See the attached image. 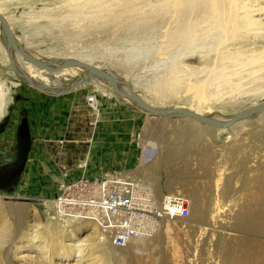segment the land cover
<instances>
[{"label": "rangeland", "instance_id": "obj_1", "mask_svg": "<svg viewBox=\"0 0 264 264\" xmlns=\"http://www.w3.org/2000/svg\"><path fill=\"white\" fill-rule=\"evenodd\" d=\"M0 1L19 42L32 51L90 58L162 106L190 108L193 92L203 91L189 87L207 73L197 58L186 60L196 69L177 80L163 62L167 54H149L135 29L125 41L136 14L151 9L144 2L127 3L133 14L120 5L107 15L89 6L85 16L69 0ZM156 11L153 33L163 37L173 24ZM95 84L73 83L64 92L30 84L15 70L0 32V164L14 158L24 110L34 140L23 175L0 184V264H264V112L220 128L153 115ZM47 96L67 98L66 106L46 108ZM251 101L221 110L235 114ZM113 173L139 177L158 194L187 195L191 216L164 220L153 236L117 246L95 224L65 223L43 210L66 184ZM56 220L65 231L45 227Z\"/></svg>", "mask_w": 264, "mask_h": 264}, {"label": "bare ground", "instance_id": "obj_2", "mask_svg": "<svg viewBox=\"0 0 264 264\" xmlns=\"http://www.w3.org/2000/svg\"><path fill=\"white\" fill-rule=\"evenodd\" d=\"M69 1L78 3L80 7H84L81 13L87 16L89 11L86 8L89 6L92 8L97 7L98 9L102 8L101 14L105 12L106 15V11L114 7L117 8L119 5L121 8L122 6L125 8L123 11L126 13L128 11L134 12L135 10L133 7L128 8L127 3L131 2L134 5L137 0ZM140 1L141 3L144 2V6L149 5L151 9L145 10L146 16L140 15L139 13L136 14L139 18L135 20L134 23H131L129 29L125 33V41L128 40V36H131L129 31L135 29V33H140L141 36L139 40L145 44L146 51L149 54H167L168 58L163 60V62L166 63L169 61L168 66L175 73H178V75H176L178 77H176L177 80L180 79L179 76L185 73V71L196 69V67L186 64V60L195 57L198 63L207 66L206 74L202 73L195 81L189 82L190 88L197 89V87L201 86L203 87V91L193 92L196 100L189 105L190 108L188 109L199 115L224 121L234 115H229L221 110L223 107H226V105H231L234 102L244 99L246 100L247 97H252L253 100L247 105V108L264 101V0H139V2ZM141 3L137 4L141 6ZM1 4L2 2L0 1V13L2 14ZM144 6L142 5L141 7L144 8ZM97 8L95 9L97 10ZM156 9L162 21L173 24V29L168 30L163 37H157L158 33L156 36L153 33L155 27L153 19ZM115 12L119 15L120 11L117 10ZM101 14L100 17L102 16ZM131 18H133V16ZM144 20L145 26H141ZM0 32L3 34L1 21ZM17 40L19 41L18 37ZM23 47L38 60L46 64L58 66L66 59H75L88 62L114 74L120 81L128 82L127 78H122L123 76L112 68L101 65L90 58H83L76 55L61 56L54 53L44 54L32 51L28 46L23 45ZM5 48L7 49L6 44ZM7 53L18 74L30 82V84L44 90L60 89L61 91L59 92H64L63 90L68 89L73 83H77V86L82 84L80 86L82 87L86 84L83 82V79L90 74L87 68L79 64L65 67L58 71H49L45 68L35 66L11 48L7 50ZM80 78L81 80H79ZM92 79L91 81L96 83L95 86L98 92H100V86L112 88L111 84L106 79L97 76H93ZM77 80L79 81L76 82ZM77 86H75V88H77ZM119 87L128 90L122 82H119ZM132 88L156 107L186 108L183 105H174L171 107L162 106L161 104L163 102L159 103L152 101L134 87ZM160 93L164 94L165 90ZM118 97L131 105L140 107L130 98L121 95ZM248 118L241 119L237 122L247 120ZM58 220L49 221L45 227L49 231L57 230L63 232L65 225L60 223L61 220ZM36 238L37 236L33 235L31 242ZM136 238L145 237L138 236L133 238L132 241Z\"/></svg>", "mask_w": 264, "mask_h": 264}, {"label": "built area", "instance_id": "obj_3", "mask_svg": "<svg viewBox=\"0 0 264 264\" xmlns=\"http://www.w3.org/2000/svg\"><path fill=\"white\" fill-rule=\"evenodd\" d=\"M43 210L65 223L95 224L117 246L128 245L138 236H153L164 220L187 219L192 214L187 195L158 194L147 181L121 173L66 184L44 201Z\"/></svg>", "mask_w": 264, "mask_h": 264}, {"label": "water", "instance_id": "obj_4", "mask_svg": "<svg viewBox=\"0 0 264 264\" xmlns=\"http://www.w3.org/2000/svg\"><path fill=\"white\" fill-rule=\"evenodd\" d=\"M0 21H1L2 29H3V36H4L5 44L7 46V50L11 48L15 52H17L20 56L24 57L26 60H28L35 66L40 67V68H45L49 71H58L65 67L79 64L87 68L90 71V74L83 79V82L89 83L93 76L106 79L107 81H109L114 92L117 95L130 98L131 100L135 101L143 110L149 113L159 115V116H173V115L182 116V117L188 116V117H193L196 120L211 124L216 127H229L241 119L251 117L252 115L259 114L264 111V101H263L255 106H251V107L245 108L244 110H241L240 112L232 115L231 117H229L228 119L224 121H219V120L210 118L208 116L199 115L188 108H159V107H156L153 104H151L149 101H147L144 97L139 95L135 90H133L129 82L120 81L119 78H117L114 74L107 72L101 68H98L88 62L79 61L75 59H66L58 66H52L51 64H46L38 60L35 56H33V54L27 51L21 45V43H19L9 20L1 13H0ZM119 82H122V84L125 85L128 90L121 89L119 87ZM22 114H23V118L21 120L20 125L17 128V145L15 146L16 154H15V161L13 162V163H16L15 166L18 167V171L16 172V174L21 173L23 170V167L25 166V163H26V160H27L30 148H31L32 139H33L31 131H30L27 111L24 110Z\"/></svg>", "mask_w": 264, "mask_h": 264}, {"label": "flooded vegetation", "instance_id": "obj_5", "mask_svg": "<svg viewBox=\"0 0 264 264\" xmlns=\"http://www.w3.org/2000/svg\"><path fill=\"white\" fill-rule=\"evenodd\" d=\"M22 118H23V114H22ZM22 118H21V120H22ZM20 123H21V121H20ZM20 123H19V125H20ZM16 145H17V131H16ZM14 154H16V151ZM14 161H15V155H14L13 159L0 164V184H1V186L11 185V182H14L15 180H17L18 177H20L23 174L25 166L23 167V170L21 173L16 174V172L18 171V167L15 166L16 163H13ZM26 162H27V160H26Z\"/></svg>", "mask_w": 264, "mask_h": 264}, {"label": "crops", "instance_id": "obj_6", "mask_svg": "<svg viewBox=\"0 0 264 264\" xmlns=\"http://www.w3.org/2000/svg\"><path fill=\"white\" fill-rule=\"evenodd\" d=\"M47 100H45V104H46V108H49L50 106L51 107H54V106H56V107H60V108H62V107H65L66 106V103H67V100H65V99H67V98H65V97H50V96H47V98H46ZM57 103H60L61 105H57ZM49 106V107H48ZM29 120V119H28ZM29 126H30V131H31V134H32V129H31V124H30V122H29ZM33 144H34V140H32V144H31V148H30V151H29V154H28V158H27V162H26V164H25V167H24V171L26 170V166H27V164H28V162L30 161V157H31V155H32V152H33ZM24 171H23V173H24ZM23 175V174H22ZM68 181V180H67Z\"/></svg>", "mask_w": 264, "mask_h": 264}]
</instances>
